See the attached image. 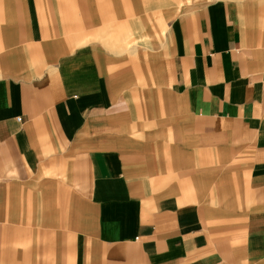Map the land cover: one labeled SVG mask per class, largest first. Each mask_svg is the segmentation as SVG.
<instances>
[{
	"label": "crops",
	"instance_id": "0c3cea01",
	"mask_svg": "<svg viewBox=\"0 0 264 264\" xmlns=\"http://www.w3.org/2000/svg\"><path fill=\"white\" fill-rule=\"evenodd\" d=\"M0 264H264V0H0Z\"/></svg>",
	"mask_w": 264,
	"mask_h": 264
}]
</instances>
